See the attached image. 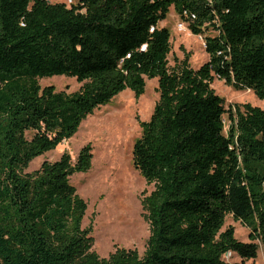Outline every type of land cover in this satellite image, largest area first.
<instances>
[{"label": "trees", "instance_id": "trees-1", "mask_svg": "<svg viewBox=\"0 0 264 264\" xmlns=\"http://www.w3.org/2000/svg\"><path fill=\"white\" fill-rule=\"evenodd\" d=\"M194 34L207 28V62L171 67V7ZM75 77L68 93L40 79ZM264 99V0H0V264H242L264 249V109L227 108L215 78ZM158 78L160 100L133 148L154 190L143 198L151 234L143 256L109 258L83 227L87 202L70 178L92 166L91 143L33 172L30 162L71 138L125 89ZM231 128L225 133V114ZM32 132L31 137L28 133ZM228 214L250 242L225 227Z\"/></svg>", "mask_w": 264, "mask_h": 264}, {"label": "rangeland", "instance_id": "rangeland-1", "mask_svg": "<svg viewBox=\"0 0 264 264\" xmlns=\"http://www.w3.org/2000/svg\"><path fill=\"white\" fill-rule=\"evenodd\" d=\"M65 2L68 6L79 0H47ZM171 32L172 50L168 56L169 65L174 67L188 58L193 68H199L208 61L205 49V37L217 34L207 28L205 34H194L188 24L180 18L172 6L167 17L160 22ZM41 87L54 85L58 91L68 93L80 89L75 77L54 75L39 80ZM145 93L136 97L127 88L108 104L96 108L83 119L77 132L64 140L55 149L33 159L25 172H33L44 161H56L64 153L77 160L83 146L91 143L93 148L92 166L87 172L75 173L70 181L77 192L87 202V211L83 220L84 228H91L92 249L101 257L109 258L118 248L137 249L143 256L148 247L151 234L150 223L146 217L143 198L154 190V184H148L134 165L133 148L142 134L141 121L150 120L156 103L160 100L159 79H146ZM212 87L225 99L226 107L245 103L264 109V99L256 96L251 89H235L224 80L215 78ZM225 133L231 128L229 114H225ZM32 132L28 133L31 137ZM234 226L235 236L241 241L250 242L251 229L228 214L225 227ZM224 259L231 263L264 264V249L259 246L255 259L243 260L237 253L229 252Z\"/></svg>", "mask_w": 264, "mask_h": 264}]
</instances>
